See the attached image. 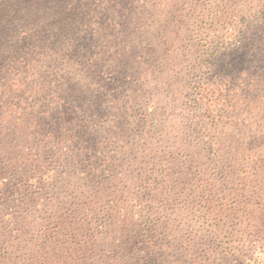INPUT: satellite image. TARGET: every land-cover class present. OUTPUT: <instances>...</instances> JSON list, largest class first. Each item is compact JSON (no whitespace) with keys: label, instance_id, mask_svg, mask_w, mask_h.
<instances>
[{"label":"trees","instance_id":"trees-1","mask_svg":"<svg viewBox=\"0 0 264 264\" xmlns=\"http://www.w3.org/2000/svg\"><path fill=\"white\" fill-rule=\"evenodd\" d=\"M162 4L169 7L165 15L158 0H0L1 207L19 195L22 202L31 204L32 215L45 210L50 202L47 195L55 198L61 190L59 174L44 169L41 161L43 152L52 155L53 147L66 150L59 157L61 163L80 160L84 168L91 161L103 162L101 151H106V157L116 153L115 139L131 135L124 130L129 116L113 120L111 105L119 101L123 106L140 105L144 96L140 91L149 92L138 83L134 85L137 95L131 92L117 99L106 93L114 87L124 94L129 78L140 80L133 69L156 60L151 53L161 48L164 25L170 20L193 48L197 73L207 70L211 78L226 75L228 80L231 70L240 72L237 83H224L223 89L216 80L200 79L192 85L184 106L208 114L210 103L226 98L232 109L241 105L249 109L242 125L233 123V114L226 117L222 129L227 126V130L207 151L225 163L227 173L240 164L237 170L244 183L234 192L245 198L242 216L257 226L259 219L264 221V0H163ZM193 34L200 42L190 39ZM174 57L171 52L167 65H157L159 76L167 79L166 72L175 71L168 60ZM171 84L166 81L164 86L168 89ZM136 118L138 133L148 120L157 123L156 115ZM18 130L15 140L14 134L8 138V133ZM220 133L214 130L213 135ZM18 137L25 144L33 140L42 150L33 155V161L14 150ZM21 159L37 163L27 177L12 163ZM83 173L87 180H96L95 175ZM14 177L18 183L10 187ZM145 196L152 200L150 193ZM251 197L256 204L247 201ZM145 212H152L150 205ZM5 215L9 221L16 219L8 211ZM41 224L44 244L52 242L54 235L60 237L62 225L51 229L46 217ZM143 231L151 237H144L142 246L157 248L155 225L149 221ZM140 250L133 246L129 253L137 256Z\"/></svg>","mask_w":264,"mask_h":264},{"label":"rangeland","instance_id":"rangeland-1","mask_svg":"<svg viewBox=\"0 0 264 264\" xmlns=\"http://www.w3.org/2000/svg\"><path fill=\"white\" fill-rule=\"evenodd\" d=\"M158 3L165 15L169 7L163 6V0ZM164 26L166 38L159 43L158 53H151L156 60L144 61L143 69H133L139 72L140 80L129 78L124 94L114 87L106 93L117 99L131 92L137 95L134 85L138 83L149 92L145 95L139 90L144 95L140 105L123 106L122 101L111 105L113 120L129 116L124 130L131 136L115 139L114 155L106 157V151H101L103 162L91 161L85 168L80 160L61 163L66 150L59 146L53 147V156L43 152V168L59 174L61 190L55 198L47 195L49 205L35 215L29 213L31 204L22 202L19 195L13 197L15 202L0 206V264H264V221L259 219L257 226L242 216L245 198L234 192L244 183L237 170L240 164L227 173L225 163L207 151L227 130V126L222 129L226 117L233 114V123L242 125L249 109L242 105L232 109L226 98L210 103L208 114L184 106L192 85L200 79L216 80L223 89L224 83L235 85L240 72L231 70L228 80L226 75L211 78L205 74L207 70L197 73L193 48L184 32L170 20ZM190 36L200 42L197 35ZM171 52L175 57L168 60L175 71L166 72V79L159 76L157 65H167ZM166 81L172 82L168 89ZM141 114L148 118L156 115L157 123L148 120L138 133L135 117ZM214 130L223 133L213 135ZM18 133H8V138L14 134L15 140ZM37 145L33 140L25 144L18 137L14 150L22 151L23 159L32 160L42 151ZM32 161L12 163L27 177L37 165ZM84 171L95 175L96 180H87ZM16 179L10 178V187L17 185ZM146 193H150L151 201ZM247 201L257 203L252 197ZM149 205L152 212L147 213ZM7 211L16 219L9 221ZM45 217L51 229L57 223L62 225L60 237L54 235L46 244L40 237ZM149 221L157 230V248L142 246L144 237L150 236L143 231ZM133 246L142 249L137 256L129 253Z\"/></svg>","mask_w":264,"mask_h":264}]
</instances>
